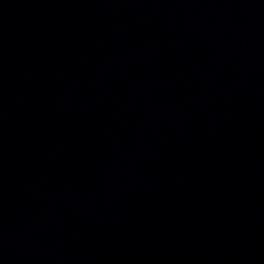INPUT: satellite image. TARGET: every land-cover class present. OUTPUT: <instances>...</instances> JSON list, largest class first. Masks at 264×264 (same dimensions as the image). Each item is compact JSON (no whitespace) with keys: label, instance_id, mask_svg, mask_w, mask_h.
Here are the masks:
<instances>
[{"label":"water","instance_id":"1","mask_svg":"<svg viewBox=\"0 0 264 264\" xmlns=\"http://www.w3.org/2000/svg\"><path fill=\"white\" fill-rule=\"evenodd\" d=\"M0 264H264V0H0Z\"/></svg>","mask_w":264,"mask_h":264}]
</instances>
